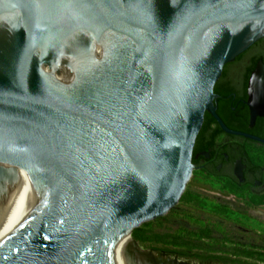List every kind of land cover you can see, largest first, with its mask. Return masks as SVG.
Returning a JSON list of instances; mask_svg holds the SVG:
<instances>
[{"label":"water","instance_id":"water-1","mask_svg":"<svg viewBox=\"0 0 264 264\" xmlns=\"http://www.w3.org/2000/svg\"><path fill=\"white\" fill-rule=\"evenodd\" d=\"M261 39L264 0H0V186L41 193L0 264H151L112 245L176 208L206 113L231 133L214 89Z\"/></svg>","mask_w":264,"mask_h":264},{"label":"flooded vegetation","instance_id":"flooded-vegetation-1","mask_svg":"<svg viewBox=\"0 0 264 264\" xmlns=\"http://www.w3.org/2000/svg\"><path fill=\"white\" fill-rule=\"evenodd\" d=\"M259 63L264 65V39L250 47L233 63L225 66L214 89L217 97L214 105L217 116L231 133L223 131L221 124L206 113L196 140L193 165L194 172L203 180L218 184L230 193L243 196L247 201L260 202V207L264 208V80L260 82L263 93L259 95L262 115L253 118L249 105L251 77ZM254 138L260 141H255ZM216 200L222 207L235 208L241 212L248 210L245 202L234 205L233 200ZM187 213L194 217L196 212L190 210ZM258 214L264 216V212ZM176 226L182 228L180 222ZM188 237L198 239L199 245L203 244L205 248L180 247L178 253L171 257L201 264L223 263L197 260V253L205 257L227 258L229 264H248V261L264 257V237L251 232H201L189 234ZM194 245H197V240L195 244H191Z\"/></svg>","mask_w":264,"mask_h":264},{"label":"rangeland","instance_id":"rangeland-1","mask_svg":"<svg viewBox=\"0 0 264 264\" xmlns=\"http://www.w3.org/2000/svg\"><path fill=\"white\" fill-rule=\"evenodd\" d=\"M24 172L25 171L22 169L12 178H8L2 182L0 186V197L5 198L3 196H6L7 198L6 200L0 199V203H2V201L3 204L6 202L9 203L10 195H7L6 189L12 184L14 186L12 187L16 190V187H18L17 184ZM189 182L192 185L193 193L190 196H186L184 193L176 208L166 215L168 220H177L180 222L182 228L178 226H166L155 221L148 222L151 228L146 240L147 245H139L143 251H152L157 257L161 253L154 252L153 250L155 249L179 250L180 248H176V243L181 244L189 240L193 242L197 240V242H199L198 239L188 237V235L198 234L201 233V231H203V233L218 234L251 232L254 235L264 237V216L258 214V212H264V208L260 207V202L247 201L243 196L230 193L227 189L218 184L203 180L197 172L194 171ZM230 196L233 197L230 198ZM216 198L233 200L234 205L245 202L248 210L241 212L235 208L222 207L219 202H217ZM181 208L196 212L194 213L195 216L192 217L189 213H181ZM189 228L192 230L189 231ZM167 258L173 259L171 256H167L163 259ZM179 261L198 264V262L195 261L180 259ZM146 263L153 264L149 260H146ZM248 264H264V257L259 260L248 261Z\"/></svg>","mask_w":264,"mask_h":264},{"label":"bare ground","instance_id":"bare-ground-1","mask_svg":"<svg viewBox=\"0 0 264 264\" xmlns=\"http://www.w3.org/2000/svg\"><path fill=\"white\" fill-rule=\"evenodd\" d=\"M70 75L69 72H63L59 75L50 74V78L59 85L67 86L70 81ZM17 185L16 190L12 184L6 189L7 195H10L9 203L6 202L3 204V201L0 203V238H8L32 211L41 196L40 189L30 173L24 172ZM3 197L5 198L0 197V199L6 200L7 197ZM112 246L130 247L135 259L143 263L149 260L153 264H174L168 259L156 257L154 254L152 255L139 250L134 246L131 238L128 236L117 241Z\"/></svg>","mask_w":264,"mask_h":264},{"label":"trees","instance_id":"trees-1","mask_svg":"<svg viewBox=\"0 0 264 264\" xmlns=\"http://www.w3.org/2000/svg\"><path fill=\"white\" fill-rule=\"evenodd\" d=\"M196 152V151H195ZM196 153H194L195 155ZM195 157L193 158V164L195 163ZM193 193L192 191V187H191V183H188L187 187H186V191H185V195L186 196H190L191 194ZM190 210L186 209V208H181V213H187L189 212ZM155 222H158V223H161V224H164L166 226H176L178 225V221L177 220H168V218L165 216L163 218H160V219H157L155 220ZM150 224L149 223H146V224H143L141 227L135 229L133 231V234H132V237L133 239L138 243V245H141V246H145L147 245L146 244V240H147V237L149 235V231H150ZM203 232V231H201ZM191 244H195V242L193 241H185L184 243H181V244H175L177 245L176 248H180V247H188L189 249H196L197 248H205V245L201 244L199 245V243L197 242V245H194V246H191ZM190 245V246H189ZM199 248V249H200ZM154 252H158V253H165L169 256H174L176 255L178 252V249H174L173 251H170L169 249H166V250H158V249H155L153 250ZM180 257H183V256H180ZM186 258H193V257H196V256H184ZM197 260H201V261H217L219 263H223V264H229V259L227 258H221V257H205V256H201L197 253Z\"/></svg>","mask_w":264,"mask_h":264}]
</instances>
